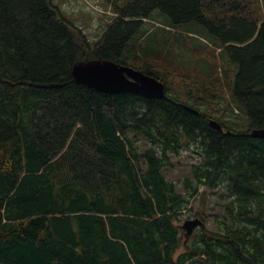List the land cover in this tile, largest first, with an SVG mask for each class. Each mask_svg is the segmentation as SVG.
I'll return each mask as SVG.
<instances>
[{"label": "trees", "instance_id": "trees-1", "mask_svg": "<svg viewBox=\"0 0 264 264\" xmlns=\"http://www.w3.org/2000/svg\"><path fill=\"white\" fill-rule=\"evenodd\" d=\"M105 1L113 16L91 46L52 0H0V264H264V137L251 135L264 129V11ZM155 12L172 34L134 39ZM192 22L209 37L194 46L210 54L196 59L199 73L214 77L211 61L226 78L232 68L240 124L205 109L199 79L172 92L163 77L175 73L150 62L174 61L168 46L188 39L176 27ZM87 59L139 69L165 83L166 98L76 84L72 66ZM182 151L196 160L179 191L164 171ZM200 187L219 192L222 216L216 231L202 220L186 235L181 216Z\"/></svg>", "mask_w": 264, "mask_h": 264}, {"label": "rangeland", "instance_id": "rangeland-1", "mask_svg": "<svg viewBox=\"0 0 264 264\" xmlns=\"http://www.w3.org/2000/svg\"><path fill=\"white\" fill-rule=\"evenodd\" d=\"M53 4L56 5L63 16L71 21L76 27L81 29L82 33L86 36L89 43L94 45V43L100 38L103 31L106 29L108 22H110L113 16L110 4L105 0H52ZM228 1V0H223ZM244 2H252L251 6L254 10H257V15L262 16L264 0H239ZM166 18L159 12L153 14L152 20L144 21V24L140 27L139 31L133 36L135 39L144 29H149V37H153L152 41L161 34H172L169 28L165 27ZM160 22V23H159ZM163 23V24H161ZM176 30L180 32L183 36L188 35L186 45L183 50L177 51L170 44L172 53V58L175 59L172 62L169 60H163L162 55L157 59H150L152 65L157 68V70L164 72H174L175 74L171 76L163 77L172 92L175 90L187 91L190 87L187 82L199 79L198 83H193V92L200 82L204 84L207 88L206 95L208 98H204V107L207 111L214 115L221 116L224 120H232L239 124L244 121L242 113H240L239 108L235 103L232 102L230 97V77L232 76V68L228 66L229 77L223 76V66L219 61H211L213 65L214 77L206 76L205 74H200L198 70V65H196V59L203 58L204 51L206 49H199V51H194V46L199 43V40L209 38L202 26L197 23L184 24L181 27H176ZM192 32V33H190ZM176 38H174V41ZM148 41L151 40H140V45L145 46ZM200 41V42H201ZM201 44V43H200ZM197 47V46H196ZM218 51V49H217ZM189 54L193 55L190 56ZM209 52L205 53V59L209 58ZM215 63V64H214ZM189 65V69L185 65ZM192 66V67H190ZM206 69V67H205ZM172 86V87H171ZM210 89V90H209ZM232 112V116L231 113ZM235 114L236 116H233ZM238 124V123H237ZM196 159L189 151H182L177 158H173V166L165 169L164 173L169 180L176 183L177 189L180 191V183L183 176L188 175L190 163L194 162ZM200 195L189 205V209L183 213L181 216L180 224L182 225L186 219L199 218L203 220L204 225L210 230H217L215 218L217 216H222L221 204L224 201L219 197V192H215L211 189H205L200 187ZM198 229V228H197ZM182 250V249H181Z\"/></svg>", "mask_w": 264, "mask_h": 264}, {"label": "water", "instance_id": "water-1", "mask_svg": "<svg viewBox=\"0 0 264 264\" xmlns=\"http://www.w3.org/2000/svg\"><path fill=\"white\" fill-rule=\"evenodd\" d=\"M71 74L76 84L107 94L131 93L146 98H166L163 81L132 66L116 63L109 59H87L73 64ZM191 112L196 113L189 108ZM210 125L221 130L220 124L210 120ZM254 137H264V129L251 131ZM202 225L199 218L186 219L183 230L190 235Z\"/></svg>", "mask_w": 264, "mask_h": 264}, {"label": "crops", "instance_id": "crops-1", "mask_svg": "<svg viewBox=\"0 0 264 264\" xmlns=\"http://www.w3.org/2000/svg\"><path fill=\"white\" fill-rule=\"evenodd\" d=\"M147 21V20H146Z\"/></svg>", "mask_w": 264, "mask_h": 264}]
</instances>
